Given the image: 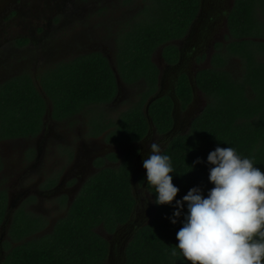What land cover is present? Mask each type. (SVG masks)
Segmentation results:
<instances>
[{"label":"trees","instance_id":"1","mask_svg":"<svg viewBox=\"0 0 264 264\" xmlns=\"http://www.w3.org/2000/svg\"><path fill=\"white\" fill-rule=\"evenodd\" d=\"M147 1L152 10H144L146 20L118 38L116 66L125 83L142 86L145 80L148 86L115 123H104L103 109L94 114L96 105L109 104L119 94L104 55L79 56L40 77L55 118L92 112L94 135L113 128L108 140L127 148L121 165L90 177L49 235L30 239L42 224L16 215L9 239L0 246L5 252L0 264H106L111 245L100 231L113 233L133 221L135 144L152 131L146 108L159 92L152 59L162 49L164 60L178 62L173 42L186 37L202 0ZM228 23L234 40L218 45L211 68L195 77L207 106L188 133L168 140L150 172L139 178L142 184L147 179L156 213L129 242L125 264H264V0H235ZM233 58L240 61L237 71L230 68ZM173 95L183 108L191 102L193 88L186 75L175 82ZM0 102L10 106L12 125L22 132L24 127L40 130L46 103L30 79L5 85ZM173 105L169 95L150 105L157 133L173 128ZM7 202L3 190L0 225Z\"/></svg>","mask_w":264,"mask_h":264},{"label":"flooded vegetation","instance_id":"2","mask_svg":"<svg viewBox=\"0 0 264 264\" xmlns=\"http://www.w3.org/2000/svg\"><path fill=\"white\" fill-rule=\"evenodd\" d=\"M109 1L0 0V91L12 81L24 85L30 79L46 103L40 130L33 133L29 128L24 127L27 130L22 132L18 126L12 125V120L9 122L8 119L10 106L0 102V193L5 190L8 197L0 234L2 228L6 226L9 230V225L18 214L26 216L28 221L42 224L36 234L41 233L45 227L49 232L67 216L90 177L103 168H118L121 165L126 151L118 148L120 153L116 152L114 148L116 146L108 140L107 130L94 135V130L90 126L85 135L75 133L77 127L75 118L84 112L71 119L55 118L52 103L40 84V77L48 68L67 62L61 54H54L57 47H53L48 39L60 35L61 28L68 23L65 19L69 20V15L74 18V10H89L88 18L91 16L92 20L97 16L92 23H87L86 29L77 31L78 44L84 46L82 52L85 51L74 59L93 53L102 54L110 63L112 70H116L115 76L118 74L122 80L116 66L117 60L113 58L117 51L118 38L130 32L133 23L141 21L142 18L146 20L144 10H152V6L151 1L142 0L143 6L140 11V7H134L132 4L136 0H121L119 7L107 5L106 2ZM30 3L33 5L30 6ZM234 5L235 0H202L198 15L186 37L173 42L180 52L178 62L170 64L164 58L160 61L158 54L161 49L153 56L152 60L158 70L157 94L169 95L174 101L172 116L176 134L187 131L194 119L207 106L208 100L196 86L195 77L200 71L211 68L218 45H227L234 40L228 23ZM136 9L140 11L139 16L130 20V13L126 10ZM8 15L10 16L5 22L4 19ZM95 26H100L101 29L94 30ZM90 28L95 31L96 40L93 38L94 34L84 33L90 31ZM98 34L102 35L99 41ZM71 44L75 45L76 40L75 42L72 40ZM105 45L110 47V52H105ZM209 62L210 67L205 68L204 65ZM182 74L189 78L195 90L191 102L185 108L173 95L174 84ZM141 83L143 87L140 88L130 86L122 80V85L118 87V96L109 104L96 105V109L99 106L113 105L124 108L120 114L127 111L131 102L136 101L135 96L138 92L140 94L148 86L145 80ZM96 112L95 115L100 114L99 111ZM105 116L107 117L106 114ZM167 133H157L152 123V131L135 144L139 149L133 169V176L136 175L133 183V193L137 200L135 218L133 216V221L119 225L113 233H108L103 228L100 231L112 246V255L106 264L126 263L128 239L136 229L149 222L150 214L156 210L155 206H143L145 210L148 208L145 211L147 220L146 215L139 212L140 201L149 194L146 188L147 179L142 184L139 178L150 172L155 159L167 147L168 140L174 136H168ZM113 155H117V159ZM9 201L12 205L10 209ZM7 239V236H0V246ZM3 253L4 250H0V256Z\"/></svg>","mask_w":264,"mask_h":264},{"label":"rangeland","instance_id":"3","mask_svg":"<svg viewBox=\"0 0 264 264\" xmlns=\"http://www.w3.org/2000/svg\"><path fill=\"white\" fill-rule=\"evenodd\" d=\"M120 2H122L121 0H110L109 2H106L107 5L109 6H120ZM132 4L134 5V7H140L139 10L141 9V6H143V1L142 0H136L135 2H132ZM33 4L30 3V6H32ZM133 5H131L133 7ZM131 7V9H132ZM7 8L9 9L10 8V5L7 6ZM126 10V11H129V16H131V19L130 20H133V19H137V17L139 16L140 14V11L142 10ZM114 11V10H112ZM122 11V10H120ZM75 14H74V18H71L72 16L69 15V20L65 19L66 21H68L67 25L62 27L61 28V32H60V35H57L56 37H50L48 39V41H51L52 42V46L53 47H57L56 49V52L54 53L55 55H60L65 59V60H73L75 56L83 53L85 50H83L82 52V49H85L84 46L78 44V37H77V31L79 29L83 30V29H86L87 28V23H92V21H94L97 16L94 17V19L92 20L91 16L88 18V15L90 13L89 10H74ZM96 12V11H95ZM10 15L6 16L4 21L6 22L8 20ZM49 17V16H48ZM51 17V16H50ZM20 21H22V19H19ZM65 21V22H66ZM97 24V23H96ZM97 29H101V27H97L95 26V29L94 30H97ZM92 30L90 28V31H85L84 33L86 34H94V39L96 40V33L95 31ZM98 32V31H97ZM100 33V32H98ZM102 38V35L101 34H98V37H97V40H101ZM75 42L76 40V44L75 45H72V40ZM59 46V47H58ZM60 48V49H59ZM104 50L105 52H110L111 49L110 47H108L107 45L104 46ZM116 53L114 54L115 56L113 57L115 59V61L117 60V51H115ZM111 56H113V53H111ZM230 64V68L233 70V71H237L239 69V65H240V61L237 60V58H233L232 61L229 63ZM205 68H208L210 67V62L207 63L206 65H204ZM141 88V86H139ZM139 93V92H138ZM139 96H135V99L138 100ZM115 105V104H114ZM120 107H115V106H111V105H106V106H99L97 107L98 111L100 112L101 109L104 110V112L106 113L107 117L105 116L104 119L106 120L105 123L111 121V123H115L117 121V119L119 118V115H120V112L124 110V108H120V111H118ZM97 111V112H98ZM96 112V113H97ZM92 114V112H88V113H84V114H80V116L76 117L75 118V122H76V129H75V133H81L82 135H85L87 133L88 130H90V118L88 117V115ZM110 130H107L108 134H110ZM190 130V129H189ZM185 131L184 133H181V134H186L188 133V131ZM103 132V131H101ZM177 135V134H176ZM175 135V136H176ZM163 151V150H162ZM162 151L159 153V155L162 153ZM149 192V191H148ZM153 198H152V195L149 194L147 195V197H143L142 200L140 201V208H139V212H143V214H145V211L148 210V208L145 210V208L143 207L144 205L146 206H154L153 205ZM155 213H156V210L155 212H152L150 214V220L151 221L153 219V217L155 216ZM146 215V214H145ZM149 218V217H148ZM146 220H147V215H146ZM145 225V224H144ZM143 225V226H144ZM11 226V225H9ZM10 229V228H9ZM54 229L50 230L48 232L47 228L45 227V229L39 233V234H36L35 236H32L30 239H32L33 237H43L45 235H49L53 232ZM139 229H136L134 231V233L131 234L130 238L128 239V242H130L133 238H134V235L136 233V231H138ZM8 233H9V230H8V227H4L2 228L1 230V234L0 236H4V237H8ZM9 239V237H8ZM29 240V239H28ZM2 250V249H1ZM5 255V252L3 253ZM2 255V257L4 256Z\"/></svg>","mask_w":264,"mask_h":264},{"label":"water","instance_id":"4","mask_svg":"<svg viewBox=\"0 0 264 264\" xmlns=\"http://www.w3.org/2000/svg\"><path fill=\"white\" fill-rule=\"evenodd\" d=\"M159 56L158 57H160V61H162V59L161 58H163L162 57V49L160 50V52H159V54H158ZM115 71V73H116V70H114ZM116 79H117V84H118V87L120 88V86L122 85V80H121V78H120V76L118 75V74H116ZM192 88H193V91H195L194 90V85L192 84ZM161 96H160V94H157L156 96H154V97H152L150 100H149V102H148V106H147V108H146V114H147V117H148V120H149V124H150V126L152 127V121H151V119H150V117H149V108H150V105L154 102V101H156L158 98H160ZM188 130H189V128H188ZM175 131V127H173L168 133H167V135L168 136H170V135H176V133L174 132ZM115 149H116V152H118V153H120L119 151H118V148L117 147H114ZM125 149H127V148H125ZM124 149V150H125ZM135 177H136V175L134 174V176H133V180H132V183H134V181H135ZM147 182V181H146ZM12 205H11V202L9 201V206H8V209H10V207H11ZM111 255H112V246H111V251H110V256H109V259L111 258Z\"/></svg>","mask_w":264,"mask_h":264}]
</instances>
